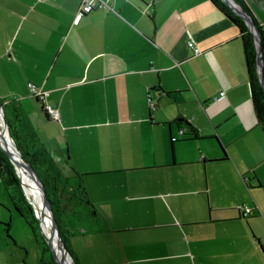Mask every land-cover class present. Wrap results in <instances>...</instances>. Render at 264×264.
<instances>
[{"label": "crops", "instance_id": "obj_1", "mask_svg": "<svg viewBox=\"0 0 264 264\" xmlns=\"http://www.w3.org/2000/svg\"><path fill=\"white\" fill-rule=\"evenodd\" d=\"M82 1L0 0V98L98 213L70 238L77 264H264V127L241 27L212 0L78 16ZM243 2L264 27V0ZM6 225L0 264H27Z\"/></svg>", "mask_w": 264, "mask_h": 264}, {"label": "trees", "instance_id": "obj_2", "mask_svg": "<svg viewBox=\"0 0 264 264\" xmlns=\"http://www.w3.org/2000/svg\"><path fill=\"white\" fill-rule=\"evenodd\" d=\"M212 1L238 26L241 27L248 56V68L255 108L259 120L264 127V87L258 73V51L254 34L250 30L244 18L236 14L231 6L224 0ZM236 1L241 3L248 11L243 0ZM257 26L259 27L261 33L264 75V27L258 24ZM38 99L40 101L39 97ZM1 101L4 103L11 133L21 149L23 156L32 164L45 184L47 194L52 202L66 246L69 248L68 243L70 236L77 234L82 230V228L92 230L96 229V225H98V213L87 196V191L83 185L82 175H66L55 160L51 151L41 140L37 128L34 126L31 118L24 112L20 113L19 108L14 106L12 101L5 102L2 99ZM42 108L45 109V106L43 105ZM0 177L1 181L7 186L9 192L13 194L16 207L20 213H23L22 208L26 210L27 213H25V216H29L30 218H28V222L36 240L43 245L45 252L49 254V263L57 264L50 246L41 231V226L36 214L34 213L32 204L25 196L21 179L16 172L15 166L1 147ZM73 257L75 258V262L77 264L76 256L73 255Z\"/></svg>", "mask_w": 264, "mask_h": 264}, {"label": "rangeland", "instance_id": "obj_3", "mask_svg": "<svg viewBox=\"0 0 264 264\" xmlns=\"http://www.w3.org/2000/svg\"><path fill=\"white\" fill-rule=\"evenodd\" d=\"M0 115H1V112H0ZM2 122H3V120H2ZM5 132H6V130H5ZM6 134L9 135L8 132H6ZM17 161L18 160L15 159L16 164H18ZM20 179H21V177H20ZM32 208L34 210V213L36 214V211H35V208L33 205H32ZM22 210H23V213L21 214L20 211L16 207L13 194H11L9 192L5 183L2 182L0 179V220L3 222L11 224L10 231H11L12 236L17 240V243L20 244V245H18V247H20V248L23 247L24 251L27 253V257H26L27 264H50L49 263V254L47 252H45L43 245L40 244L36 240L35 235L32 232V229H31L30 224L28 222V220L30 218H29V216H27V217L25 216V213H27L26 210H24L23 208H22ZM37 212H38V210H37ZM45 214H47V216L45 215L44 219H42L39 216V213H38V215L36 214V216L39 220L40 226H41V223L43 224L45 222H48V220H49L48 213H45ZM6 223L0 224V231L4 229L3 231L6 232V230H5L7 228ZM70 238H71V236L69 237L68 245H69V248L71 249V252L73 253V255H75V253L73 252L74 249L71 245V241H70L71 239ZM10 241H11V243H14L11 239H10ZM54 249L59 254H62V250H61V247L59 245L56 248L54 247ZM69 263L70 264H72V263L76 264L75 258L73 257V260H71V258H69Z\"/></svg>", "mask_w": 264, "mask_h": 264}, {"label": "water", "instance_id": "obj_4", "mask_svg": "<svg viewBox=\"0 0 264 264\" xmlns=\"http://www.w3.org/2000/svg\"><path fill=\"white\" fill-rule=\"evenodd\" d=\"M228 5L231 6V8L236 12V14L242 16L244 18V20L246 21L247 25L249 26L250 30L252 31V33L254 34V37H255V42H256V46H257V51H258V56H257V61H258V73H259V77H260V80L263 84V87H264V75H263V47H262V42H261V33H260V30H259V27L257 26L256 22L254 21L253 17L250 15V13L244 8V6L239 3L238 1L236 0H224ZM0 112H1V116H2V120H3V129H2V132H9L10 134V138L14 144V146L16 147V149L18 150L19 154L21 155V158H22V161L27 164L28 166H30L32 168V175L37 177L39 180H40V186H41V189H42V192L45 196V200H46V205L48 207V209L50 210V213H51V217L53 219V222H54V229H55V235L57 237V239L59 240V243L61 244L62 246V249L66 255V257L69 259L71 258V260H73V255L70 251V249L66 246V243H65V240H64V237H63V234L61 232V229H60V226H59V223H58V220L56 218V214L54 212V209H53V206H52V202L47 194V190H46V187H45V184L43 182V180L41 179L40 175L38 174V172L35 170V168L32 166V164L27 160L25 159V157L23 156V153L21 152V149L19 148L15 138L13 137L12 133H11V130H10V124L7 120V116H6V111H5V107H4V103L1 101L0 99ZM4 130V131H3ZM0 147L3 149V151L8 155V157L11 159V161L13 162L14 166H15V169H16V172L17 174L21 176L20 174V171L18 169V166L15 162V157L12 153H10L8 150H6V148L3 146V144L0 142ZM25 193V192H24ZM25 196L27 198V200L29 201V198L27 196V194L25 193ZM41 228V231L42 233L44 234V231ZM45 236V234H44ZM53 254H54V259L56 261L57 264H62L58 258V256L55 254L51 244H50V241L48 240V238L45 236ZM73 264V263H72Z\"/></svg>", "mask_w": 264, "mask_h": 264}, {"label": "bare ground", "instance_id": "obj_5", "mask_svg": "<svg viewBox=\"0 0 264 264\" xmlns=\"http://www.w3.org/2000/svg\"><path fill=\"white\" fill-rule=\"evenodd\" d=\"M3 122H2V117L0 115V142L3 144L4 147H6L10 153H12L15 157L17 161V166L18 169L20 171L21 174V183L24 189V192L27 194L28 198H29V202L32 203V205L35 208L36 214L44 219L45 215L49 216V220L48 222L45 223H41V227L44 231L45 236L48 238V240L50 241V244L55 252V254L58 256L60 262L62 264H70L69 263V259L66 257L61 244L59 243V240L57 239L56 235H55V229H54V222L53 219L51 217V213L50 210L48 209L47 205H46V200H45V196L42 192L41 186H40V180L32 175V168L30 166H28L27 164H25L22 161L21 155L19 154L18 150L16 149V147L14 146L11 138H10V134L7 135L6 132H2V126ZM4 131V130H3ZM9 133V132H8ZM38 210V212H37ZM47 233V234H46ZM61 247L62 250V254H59L54 247L56 248L58 245ZM54 246V247H53ZM61 253V252H60Z\"/></svg>", "mask_w": 264, "mask_h": 264}, {"label": "built area", "instance_id": "obj_6", "mask_svg": "<svg viewBox=\"0 0 264 264\" xmlns=\"http://www.w3.org/2000/svg\"><path fill=\"white\" fill-rule=\"evenodd\" d=\"M102 8L115 10L114 0H83L81 5H80V8H79V15L78 16H81L85 13H89L93 10L102 9ZM188 45L192 49V51L195 55H199L202 53L201 49L197 46L195 41L190 40L188 42ZM29 86H30L31 91L35 95H37L41 98L44 96L43 92L40 91L39 88L34 83H30ZM225 95H226V92L221 91L220 94L214 98V102L221 100L222 98L225 97ZM149 104H150L151 108H153V109L156 108L155 102L151 96H149ZM47 108L49 109V111L52 112V114L55 117H58L57 112L54 111L53 109H51L50 106H47ZM184 131L185 130H182L181 132H184ZM240 207L244 211L245 215H249L252 213V208L250 206L243 204Z\"/></svg>", "mask_w": 264, "mask_h": 264}]
</instances>
